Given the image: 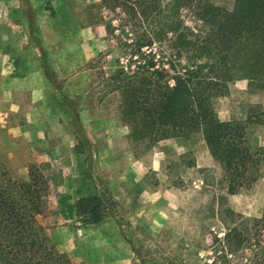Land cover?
<instances>
[{
    "label": "rangeland",
    "instance_id": "rangeland-1",
    "mask_svg": "<svg viewBox=\"0 0 264 264\" xmlns=\"http://www.w3.org/2000/svg\"><path fill=\"white\" fill-rule=\"evenodd\" d=\"M201 1L226 10L234 5V0ZM148 4L152 3L3 0L0 131L15 123L23 128L21 134L11 132L16 137L33 140L35 135H49L37 149L43 156L37 164L41 172L53 175L76 169L79 160L74 161L67 149L62 129H52V124L83 123L87 128L79 134L81 159L87 167L86 178L92 179L88 188L99 193L92 206L100 218L115 219L133 264H248L242 252L225 249L223 236L232 225L227 212L246 219L261 216L264 161L259 160L252 169L256 180L230 195L224 171L200 134L135 144L127 136L130 126L120 107L126 98L112 90L111 76L119 65L128 69L130 48L138 47L150 54L157 69L201 66L204 74L226 80L227 91L215 100V110L220 120L244 126L246 144L255 153L261 149L255 146V139L264 126V85L259 83L264 79V35H222L213 19H204L212 24L211 31L204 30L197 13L187 8L176 12L170 6L160 13L156 7L147 8ZM169 23L179 25L183 32L189 30L184 36L192 41L187 54L185 45L174 41ZM250 64L256 65L251 70L254 76L257 71L258 78L253 81L249 80ZM33 68L45 74L51 87L32 97L26 91L29 82L3 78L10 73L33 74ZM89 139L94 145L90 149L85 142ZM2 141L0 137V144ZM9 150L12 148L1 146L0 157ZM52 156L57 160L51 161ZM61 173L50 180L55 187L46 199L41 219L45 224L54 223L51 215L56 212ZM88 217L85 219L90 221Z\"/></svg>",
    "mask_w": 264,
    "mask_h": 264
},
{
    "label": "trees",
    "instance_id": "trees-1",
    "mask_svg": "<svg viewBox=\"0 0 264 264\" xmlns=\"http://www.w3.org/2000/svg\"><path fill=\"white\" fill-rule=\"evenodd\" d=\"M147 3L153 4L147 8L156 7L160 13L170 6L176 12L187 8L197 13L204 30H212V24L204 19H213L222 35H264V0H234L231 10L201 0H173L165 4L147 0ZM168 26L174 41L185 45L187 54L186 47L192 41L184 36L189 30L184 28L183 32L175 23ZM130 49L128 69L119 65L111 76L112 90L126 98L120 107L127 115L129 139L135 144H141L142 140L156 144L200 134L224 171L228 194L234 195L252 184L256 180L252 169L259 160L264 161V148L250 153L244 126L219 119L215 100L225 95L226 80L204 74L201 66L157 69L149 59L150 54L141 52V47ZM255 66H248L251 81L258 78L257 71L255 76L252 71ZM259 83L264 85V79L260 78ZM77 132L82 134L81 130ZM39 169L33 165L26 180H15L0 163V264H73L55 249L40 219L46 210L49 181ZM96 200L92 197L77 205L78 213L88 214L91 222L100 220L92 206ZM227 215L232 225L223 236L225 249L230 253L242 252L248 257V264H264V207L256 219H246L231 211Z\"/></svg>",
    "mask_w": 264,
    "mask_h": 264
},
{
    "label": "crops",
    "instance_id": "crops-1",
    "mask_svg": "<svg viewBox=\"0 0 264 264\" xmlns=\"http://www.w3.org/2000/svg\"><path fill=\"white\" fill-rule=\"evenodd\" d=\"M2 1L3 0H0V4ZM2 14L3 13L0 14V17L4 16H2ZM14 18L16 19V17H13V19ZM36 20L37 17L34 18L33 22H36ZM18 26L19 22L15 24V27ZM8 61L11 60L9 59ZM31 71L35 72L22 76L10 73L3 78L13 82H21L23 80L29 82V85L28 83L27 85L31 87L26 90L29 97H32L36 92H42V89H48V86L51 87L49 80L43 72L38 73L35 68ZM49 90H51V88ZM261 104L264 114V102ZM5 112L9 111L5 110ZM20 126L19 124L9 123L6 128H3L8 129L7 131H0V137H2L3 140L0 144V148L4 145L12 148V150H9L2 158L0 157V163L4 166L6 172L12 179L26 180L29 175L30 167L33 165L39 166L37 162L40 161V157L43 156L42 154H38L37 149L40 146H44L46 140L49 139V135L47 137L44 133L41 136L35 135L33 140L25 139L24 135H18L17 137L12 135L11 132L17 131L19 133L20 129L23 130ZM53 126L57 130L62 129L63 135L66 136L65 138L67 140V149L73 153L74 161L78 159L79 163L76 165V169H70L68 172L63 173L57 172L59 174L61 173V176L59 186L60 192L55 201L56 212L51 215L54 223L49 222L45 224L44 221L41 220L47 236L52 241L55 249L59 253L65 254L73 264H133L132 253L125 245L117 228L115 219L102 217L97 222H91L85 219L88 214L81 215L78 213L77 205L79 201L99 196L95 188H88V181L92 179L86 178L87 174L84 169L87 167H84V160L81 159L83 152L82 149L79 148L80 135L77 131L81 130L83 133V130L87 127L84 126L83 123L73 125V123L68 124L66 122L53 123L52 129L54 128ZM128 134L129 129L127 136ZM85 142L86 147L89 149L90 147H94L92 139H89V141L86 140ZM255 146L257 148H264V126L261 127L255 139ZM19 147H22V149L17 150ZM50 152L53 151L51 150ZM94 156L95 154H93V157ZM50 160L56 161L57 159L52 156ZM12 162H15V164H12ZM57 173L55 174L57 175ZM43 174L49 181L50 191L52 187H55L50 184V180L52 181V178L54 180L55 174ZM47 198H49V194ZM42 217L40 219H42Z\"/></svg>",
    "mask_w": 264,
    "mask_h": 264
}]
</instances>
